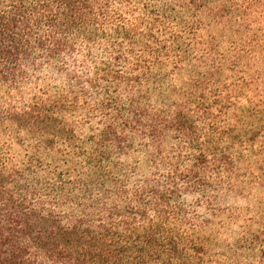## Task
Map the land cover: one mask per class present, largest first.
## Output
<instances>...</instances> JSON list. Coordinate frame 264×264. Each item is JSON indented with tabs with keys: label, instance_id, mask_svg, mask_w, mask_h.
Listing matches in <instances>:
<instances>
[{
	"label": "trees",
	"instance_id": "trees-1",
	"mask_svg": "<svg viewBox=\"0 0 264 264\" xmlns=\"http://www.w3.org/2000/svg\"><path fill=\"white\" fill-rule=\"evenodd\" d=\"M209 3L0 0V264H207L218 206L264 181V82L223 83Z\"/></svg>",
	"mask_w": 264,
	"mask_h": 264
},
{
	"label": "rangeland",
	"instance_id": "rangeland-1",
	"mask_svg": "<svg viewBox=\"0 0 264 264\" xmlns=\"http://www.w3.org/2000/svg\"><path fill=\"white\" fill-rule=\"evenodd\" d=\"M225 0H210L205 9L202 28L197 32L200 41L210 42L211 56L223 58V83L233 82L246 67L250 75L264 82V2L246 10L244 0H231L234 14L229 19L206 18V10L220 6ZM182 23L193 20L189 12L179 14ZM195 19V18H194ZM177 26V25H176ZM241 56L237 67L233 62ZM248 75V76H250ZM196 75L187 70L172 79L178 87ZM191 200V199H190ZM211 240H201V255L207 264H262L264 259V181L246 196H233L218 206ZM261 240H254V239ZM200 241V240H199Z\"/></svg>",
	"mask_w": 264,
	"mask_h": 264
}]
</instances>
